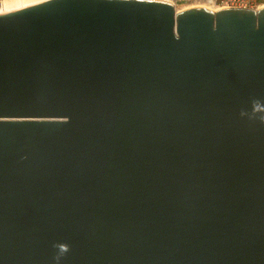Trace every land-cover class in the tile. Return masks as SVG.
I'll use <instances>...</instances> for the list:
<instances>
[{
    "label": "water",
    "instance_id": "1",
    "mask_svg": "<svg viewBox=\"0 0 264 264\" xmlns=\"http://www.w3.org/2000/svg\"><path fill=\"white\" fill-rule=\"evenodd\" d=\"M0 264H264V7L0 9Z\"/></svg>",
    "mask_w": 264,
    "mask_h": 264
},
{
    "label": "built area",
    "instance_id": "2",
    "mask_svg": "<svg viewBox=\"0 0 264 264\" xmlns=\"http://www.w3.org/2000/svg\"><path fill=\"white\" fill-rule=\"evenodd\" d=\"M173 2L176 5L203 4L208 6H217L220 8L241 7V8H258L264 4V0H165Z\"/></svg>",
    "mask_w": 264,
    "mask_h": 264
},
{
    "label": "bare ground",
    "instance_id": "3",
    "mask_svg": "<svg viewBox=\"0 0 264 264\" xmlns=\"http://www.w3.org/2000/svg\"><path fill=\"white\" fill-rule=\"evenodd\" d=\"M38 1H42V0H0V9L30 4V3H34V2H38ZM168 2H170V1H168ZM170 3H172L174 5L176 12L183 10V9H187V8H206V9H210V10L220 9V7H217V6H208V5H203V4H191V5L179 4V5H176L173 2H170ZM178 7H181V9H179ZM260 7H264V4L261 5ZM226 8H230V7L227 6Z\"/></svg>",
    "mask_w": 264,
    "mask_h": 264
},
{
    "label": "rangeland",
    "instance_id": "4",
    "mask_svg": "<svg viewBox=\"0 0 264 264\" xmlns=\"http://www.w3.org/2000/svg\"><path fill=\"white\" fill-rule=\"evenodd\" d=\"M184 7V6H183ZM179 9H181V7H178Z\"/></svg>",
    "mask_w": 264,
    "mask_h": 264
}]
</instances>
